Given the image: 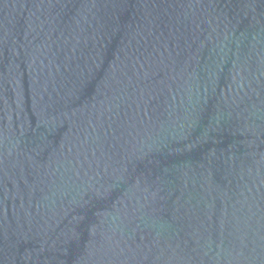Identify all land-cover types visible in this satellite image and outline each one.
I'll return each instance as SVG.
<instances>
[{"label": "water", "instance_id": "95a60500", "mask_svg": "<svg viewBox=\"0 0 264 264\" xmlns=\"http://www.w3.org/2000/svg\"><path fill=\"white\" fill-rule=\"evenodd\" d=\"M0 264H264V0H0Z\"/></svg>", "mask_w": 264, "mask_h": 264}]
</instances>
